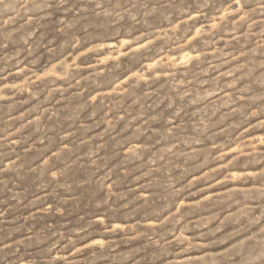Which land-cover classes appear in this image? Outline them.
Here are the masks:
<instances>
[{"label": "rangeland", "instance_id": "obj_1", "mask_svg": "<svg viewBox=\"0 0 264 264\" xmlns=\"http://www.w3.org/2000/svg\"><path fill=\"white\" fill-rule=\"evenodd\" d=\"M0 264H264V0H0Z\"/></svg>", "mask_w": 264, "mask_h": 264}]
</instances>
